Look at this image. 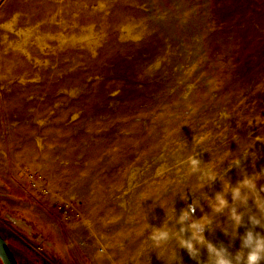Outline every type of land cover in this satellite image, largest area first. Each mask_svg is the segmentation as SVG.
Returning <instances> with one entry per match:
<instances>
[{"label":"rangeland","instance_id":"1","mask_svg":"<svg viewBox=\"0 0 264 264\" xmlns=\"http://www.w3.org/2000/svg\"><path fill=\"white\" fill-rule=\"evenodd\" d=\"M201 137V166L231 185L264 169V0H0V235L17 264H165L147 223L173 199L177 216L198 200L205 238L235 253L245 227L208 203L222 180L198 189L181 163Z\"/></svg>","mask_w":264,"mask_h":264},{"label":"clouds","instance_id":"2","mask_svg":"<svg viewBox=\"0 0 264 264\" xmlns=\"http://www.w3.org/2000/svg\"><path fill=\"white\" fill-rule=\"evenodd\" d=\"M203 139V137L195 138L194 154L189 155L181 163L187 165L186 174L188 176H196V187L198 189H203L205 185H211L218 176L222 180L223 192H217L214 199H208V203L214 213L227 211L231 220V234L233 237L238 235L237 229L239 227H245L244 234L239 236L240 248L235 253H232L223 243L217 246L205 238L206 226L209 227L210 231L212 230V218L207 215H203L200 218L196 217V207L200 206L202 208L200 202L196 199H193L192 203L188 204L186 208L181 209L178 216L173 199L171 213L165 211L166 217L160 226H153L147 223L148 235L146 243L150 242L151 251H155L157 258L164 260L165 264H174V262L183 264L182 257L177 252L178 248L185 249L189 256L197 261V264H261L264 261V234L255 231V229L257 227L264 229V195H262L264 193V185L257 189L256 180L261 175H264V169L251 176L244 173L243 179L233 186L221 172L218 173L211 168L201 166L203 163L198 158L196 150L203 143ZM249 147L240 152L247 156ZM205 150L208 151L209 149L205 148ZM252 155L255 157L254 153ZM224 161H222V164ZM233 165L240 167V160L237 156L230 160L229 167ZM187 188L194 192L191 186ZM177 192L180 193L182 200L187 201L188 195L184 191H176L173 198ZM228 192H231V203L226 198ZM249 199L254 201L257 212L250 214L248 223L245 224L244 213L238 211V208L241 206L247 207ZM160 205L163 207L162 204ZM223 231L226 235L228 234V228H224ZM201 248H206L208 253L207 260L200 259ZM148 257L151 264V258L149 255Z\"/></svg>","mask_w":264,"mask_h":264},{"label":"water","instance_id":"3","mask_svg":"<svg viewBox=\"0 0 264 264\" xmlns=\"http://www.w3.org/2000/svg\"><path fill=\"white\" fill-rule=\"evenodd\" d=\"M0 261L1 264H17V261L9 249L6 240L0 235Z\"/></svg>","mask_w":264,"mask_h":264},{"label":"bare ground","instance_id":"4","mask_svg":"<svg viewBox=\"0 0 264 264\" xmlns=\"http://www.w3.org/2000/svg\"><path fill=\"white\" fill-rule=\"evenodd\" d=\"M1 192H5V190H1ZM3 194V193H2Z\"/></svg>","mask_w":264,"mask_h":264},{"label":"flooded vegetation","instance_id":"5","mask_svg":"<svg viewBox=\"0 0 264 264\" xmlns=\"http://www.w3.org/2000/svg\"><path fill=\"white\" fill-rule=\"evenodd\" d=\"M0 263H1V261H0Z\"/></svg>","mask_w":264,"mask_h":264}]
</instances>
